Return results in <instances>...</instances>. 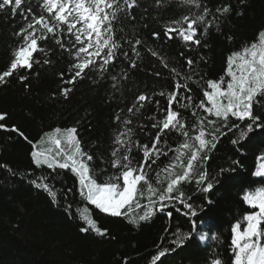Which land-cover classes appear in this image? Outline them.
Wrapping results in <instances>:
<instances>
[{
    "label": "trees",
    "instance_id": "1",
    "mask_svg": "<svg viewBox=\"0 0 264 264\" xmlns=\"http://www.w3.org/2000/svg\"><path fill=\"white\" fill-rule=\"evenodd\" d=\"M203 2L215 9L221 0ZM227 2L233 5L234 11L222 19L219 30L213 26L206 36L199 37L202 39L199 47H189L178 38L169 40L163 34L161 25L169 19L200 9L184 6L179 0H166L162 8H156L153 0H138L139 6L131 12L134 19L121 14L115 27L117 39L122 43L133 38L145 41L143 46H138L140 56L132 55L129 45L123 43L124 51L129 52V59L117 53V60L103 78L89 72L88 77L75 84V90L67 99L59 95L62 86L60 73L64 72L67 77L72 57L51 38L40 42L51 63L34 64L30 74L21 73L29 74L28 87L17 76L9 78L6 84H0V112L7 113L3 123L8 129H0V165L7 166L0 167V264H125V258H128L129 264H148L150 256L161 246L174 247L170 244L171 234L178 227L182 231L188 230L187 218L177 210L181 207L178 203L169 205L165 212H157L150 220L141 222L139 227L123 218L110 217L93 209L94 218L102 227L109 229V235L100 237L92 232H81L83 222L65 211L67 204L72 205L73 214L78 207L84 206L77 191V178L70 170L36 167L30 156L31 145L10 129L12 126L19 128L28 140L35 142L52 128L76 127L83 150L107 160L113 130L118 127L114 116L121 109H125L127 115L126 108L135 95L146 92L151 96L161 90H170L173 80L169 68L188 72L187 58L194 60L193 70L198 72L194 79H199V76L205 80L219 78L223 74L226 56L241 48L257 29L264 26V0H246L245 5H240L239 0ZM39 3L40 0H25V7L31 5L39 14ZM240 10L243 15L237 16L236 11ZM23 26L24 20L20 15L13 17L10 12H0V65L5 64L10 49L18 42L14 32ZM153 32H160L159 38H154ZM228 36L233 39L229 41ZM72 39L65 32L63 42L66 46L71 45ZM149 47L168 62L169 68L146 51ZM34 55L41 62L45 58L44 52ZM132 59L136 61L135 68L130 66ZM157 72L159 76L155 75ZM113 75L120 78L117 89L113 88ZM191 87L192 95L197 100L201 98L199 85L193 83ZM154 100L160 101L161 108L166 107L165 97L156 95ZM180 111L191 129L195 121L190 111ZM158 112L154 102L146 103L141 113L132 117L134 139L141 143L149 141L153 134L150 131L154 122L152 118ZM165 138L169 142L167 147H173L182 140L176 132L168 133ZM231 138V135L220 137L217 147L209 153L211 159L207 168L214 173L231 160H241L232 174V181L211 193L210 209L204 195L196 191L194 182L182 186L186 197H193L192 202L202 205L205 211L197 221L201 226L196 240L162 257L163 264H206L207 259L217 256L224 264H231V225L237 220L243 223L242 216L249 210L242 203L240 194L245 189L264 185V178L252 175L256 166L255 157L264 150V138L259 135L253 137L243 149V156L230 143ZM132 155L134 160L142 158L136 149H133ZM169 159L161 157L155 167L163 166ZM92 167L94 171L107 168L98 177L101 182L113 172L99 159H94ZM42 176L57 192V203L54 204L46 192L31 183ZM168 211L172 212L171 217L167 215ZM166 227L168 232L164 231ZM200 234L207 236L205 241L199 240ZM212 234L218 238L211 239Z\"/></svg>",
    "mask_w": 264,
    "mask_h": 264
},
{
    "label": "snow or ice",
    "instance_id": "2",
    "mask_svg": "<svg viewBox=\"0 0 264 264\" xmlns=\"http://www.w3.org/2000/svg\"><path fill=\"white\" fill-rule=\"evenodd\" d=\"M179 2L200 11L169 19L162 23L161 28L169 40L178 38L189 47H199L202 44L199 37L206 36L213 26L219 30L222 19L234 11L233 5L227 0H221L215 9L203 0ZM153 3L156 8H162L166 0H153ZM239 4L245 5L246 0H239ZM138 6V0H40L38 7L41 12L37 14L31 5L25 7V0H0V12H10L13 17L20 15L24 20V26L14 32L19 38L18 42L10 49L5 64L0 65V84H6L9 78L17 76L28 87L27 81L34 64L51 63L47 58L48 52L40 46L41 41L51 38L72 57L67 77L64 72L60 73L62 86L59 95L69 98L75 90V84L88 77L89 72L103 78L117 60V53L129 59V52L124 51L123 43L129 45L132 55L140 56L138 46H143L145 41L133 38L122 43L117 39L115 27L121 14L131 17L132 10ZM236 15L242 16L243 11H236ZM65 32L73 38L70 46L63 42ZM160 34L153 32L152 36L159 38ZM227 39L231 41L233 37L228 36ZM146 51L158 57L165 68H169L168 62L159 57L157 51L150 47ZM38 52H44L42 62L35 59L34 54ZM186 63V73L169 68L173 80L170 90H161L151 96L140 92L126 108L127 115L125 109L115 114L114 121L118 127L113 130L107 160L103 156L96 158L83 150L76 127L52 128L35 142L28 140L19 128L12 126L10 129L31 145L30 156L36 167L70 170L77 178V191L84 206L78 207L73 214L72 205L67 204L65 211L83 222L81 232H92L100 237L109 235V229L102 227L94 218L93 209L110 217L123 218L139 227L141 222L150 220L157 212H165L169 205L178 203L181 207L177 210L182 211V215L187 218L188 230L182 231L178 227L171 234L170 244L174 247L161 246L150 256L148 264H163L162 257L196 240L201 226L197 221L205 208L194 204L193 197H186L182 190L184 184L194 182L196 191L204 195L210 209L211 193L232 181V174L241 160H231L214 173L207 168L211 159L209 153L217 147L220 137L231 135L230 143L241 156L253 137L259 135L264 138V26L257 29L241 48L226 56L223 74L219 78L205 80L199 76V79H194L198 76V72L193 70L194 60L187 58ZM130 66L137 67L134 59L130 60ZM123 75L126 78V74ZM155 75L159 76L160 73ZM111 79L113 88L117 89L120 78L113 75ZM193 83L199 85V91L202 92L198 100L192 95ZM156 95L166 98V107L161 108L160 101L154 100ZM153 102L159 109L157 116L152 118L154 122L150 131L153 134L147 143H141L134 139L132 117L138 116L146 103ZM181 109L190 111L195 121L191 129ZM6 118L7 113L0 112V129L8 130L3 123ZM170 132L182 137L173 147H167L169 142L165 138ZM133 149L141 155V159L134 160ZM161 157H170L169 162L155 167ZM94 159H99L100 163L113 169L112 174L102 182L98 181V177L107 168L94 171ZM255 160L252 175L264 178V150L256 155ZM31 183L46 192L54 204L57 203L58 194L47 183V178L38 177ZM240 199L249 210L242 216L243 223L237 220L231 225V264H264V185L245 189ZM167 215L171 217L172 212L168 211ZM168 231L166 228L165 232ZM206 238L205 234L199 235L200 241ZM217 238L215 234L211 235V239ZM125 264H129L128 258H125ZM206 264H224V261L217 256L207 259Z\"/></svg>",
    "mask_w": 264,
    "mask_h": 264
},
{
    "label": "rangeland",
    "instance_id": "3",
    "mask_svg": "<svg viewBox=\"0 0 264 264\" xmlns=\"http://www.w3.org/2000/svg\"><path fill=\"white\" fill-rule=\"evenodd\" d=\"M166 228H168V227H166ZM166 228H165V229H166ZM165 229H164V231H165Z\"/></svg>",
    "mask_w": 264,
    "mask_h": 264
}]
</instances>
